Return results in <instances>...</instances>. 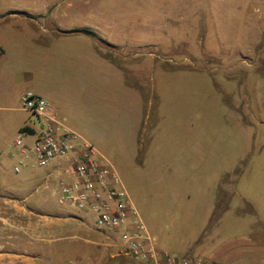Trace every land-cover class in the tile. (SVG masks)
Instances as JSON below:
<instances>
[{"label":"rangeland","instance_id":"1","mask_svg":"<svg viewBox=\"0 0 264 264\" xmlns=\"http://www.w3.org/2000/svg\"><path fill=\"white\" fill-rule=\"evenodd\" d=\"M57 3L56 21L65 27L96 24L122 47L120 54L130 46L136 56L145 54L148 79L153 74L156 83L155 101L162 100L149 122L161 120L158 131L166 136L159 134L154 153L138 163L135 122L125 114L122 122L80 117L71 123L74 130L112 161L138 215L161 245L179 257L232 264L209 255L237 233L264 229V0H0V7L31 10ZM172 64L194 70L163 78L158 69ZM23 120L37 123L31 112L0 110V213H9L12 223L0 231V252L27 259L37 254L34 264H65L69 259L130 264L127 256L115 254L117 235L108 233L107 238L96 231L89 213L79 216L83 212L60 203L57 196L37 199L44 168L31 156L29 172L8 155L16 147L11 144L17 134L13 125ZM217 182L225 191L233 187L229 213L206 212ZM174 189L189 195V202H170ZM244 202L253 213H235ZM184 204L194 213H178ZM24 206L62 213L58 219L43 217L40 225L35 214H19ZM28 223L33 229L27 230ZM21 258H15L17 264ZM8 260L0 259V264Z\"/></svg>","mask_w":264,"mask_h":264},{"label":"crops","instance_id":"2","mask_svg":"<svg viewBox=\"0 0 264 264\" xmlns=\"http://www.w3.org/2000/svg\"><path fill=\"white\" fill-rule=\"evenodd\" d=\"M57 10L58 3L51 7L45 4L31 10L17 5L0 7V110L6 111L16 107V109L28 111L21 106L20 95L24 90L31 89L46 97L57 108L59 120L65 128L74 131L79 137L91 143L95 152L112 166V161L84 135L74 130L71 123L80 117L94 123L122 122L125 114L127 120L135 122L134 144H136V152L141 153V158L136 161L141 163L145 156L149 159L155 151L154 147L160 134L158 130L162 127V121L158 119H154L150 124L149 117L155 109L158 110L162 100L156 97L157 101H155L156 83H154L153 74L150 80L148 79L145 54L136 56L131 52L133 49L131 46L126 48L127 54H120L119 50L122 47L113 42L114 40L106 38L95 23V25L84 23L77 27H65L61 22L56 21ZM84 28L92 30L114 48L108 50L106 47L99 46L96 38L81 31ZM161 66L158 70L159 74L164 75L163 78L165 73L194 70L192 66L184 67L180 64ZM133 75L134 79L131 77ZM159 79L162 81L161 78ZM13 126L17 130L16 136L23 131V139L29 147L40 124L38 121L35 124L29 120H23L15 121ZM148 126H150L149 130H146ZM165 136L160 134L159 137L164 139ZM14 139L11 144H14ZM8 155L33 173L32 163L27 161L33 156L30 150L21 153L15 147V151L9 152ZM67 166L68 160L60 158L43 167L42 190L37 199L44 201L49 196H57L58 180L62 177L72 178L64 174ZM227 176L228 173H225L222 178L225 179ZM221 187L220 183L215 184L213 204L207 208L206 212L229 213L231 210L230 195L234 192L233 187L227 191ZM173 191L171 195L169 194L170 202H189V195L180 196L179 190ZM29 196L30 194L25 192L23 199ZM36 208L39 211L40 225L43 224V217L51 218V220L58 219L62 213L59 211L44 213L39 206ZM237 209L239 210L235 213H253L246 207L245 202L240 203ZM23 210L24 213L19 214L30 217L35 214L32 208ZM193 211L191 205L184 204L178 207V213H194ZM81 212L83 213L78 214L81 217L88 214L85 211ZM165 213L174 212L166 211ZM10 219L9 213H0V231L11 227ZM26 228L33 229L32 223H28ZM146 230L149 235L148 243L170 252L164 244L161 245L157 238L151 235L147 228ZM261 234L264 236V229L261 233H255L253 229L237 233L236 236L229 237L225 243L213 250L209 257H226L232 264H264V238H261ZM9 244L17 246L15 243ZM37 249L38 255H41L43 247L40 245L36 247ZM19 255H23V259L19 260H24L19 264H34L37 257L36 254L34 258L27 259L24 254L0 252V259H9L4 264H17L15 258ZM130 261L133 262L131 259ZM98 262L95 260L93 264H102Z\"/></svg>","mask_w":264,"mask_h":264},{"label":"built area","instance_id":"3","mask_svg":"<svg viewBox=\"0 0 264 264\" xmlns=\"http://www.w3.org/2000/svg\"><path fill=\"white\" fill-rule=\"evenodd\" d=\"M20 104L36 117L40 127L29 147L23 131L14 145L21 153L30 150L41 167L56 159L68 160L64 174L72 178L58 180V201L88 212L94 229L107 233V238L108 233L117 235L116 255L127 256L133 261L130 264H215L200 257H179L148 243L146 226L114 167L95 152L91 143L62 125L57 108L46 97L26 89L20 95ZM14 169L18 171L19 167ZM65 264L79 261L69 259Z\"/></svg>","mask_w":264,"mask_h":264},{"label":"trees","instance_id":"4","mask_svg":"<svg viewBox=\"0 0 264 264\" xmlns=\"http://www.w3.org/2000/svg\"><path fill=\"white\" fill-rule=\"evenodd\" d=\"M81 31L91 35L92 37L96 38L97 42H98V45L99 46H102V47H106L108 50L109 49H113L114 46L111 45L110 43L102 40L100 37H98L92 30L88 29V28H84L82 29Z\"/></svg>","mask_w":264,"mask_h":264},{"label":"flooded vegetation","instance_id":"5","mask_svg":"<svg viewBox=\"0 0 264 264\" xmlns=\"http://www.w3.org/2000/svg\"><path fill=\"white\" fill-rule=\"evenodd\" d=\"M24 207H25V208H24L25 210H29V208H30V207L27 208V206H24ZM30 209H31V208H30ZM34 212H35V216H38L39 211L37 210V208L34 210ZM5 236H6V235H2L3 238H4ZM7 236H9V235H7ZM4 244L7 245V244H8L7 241H6V243H4Z\"/></svg>","mask_w":264,"mask_h":264}]
</instances>
